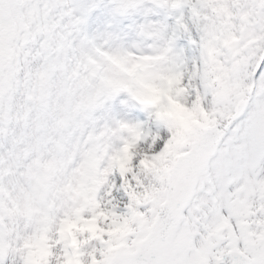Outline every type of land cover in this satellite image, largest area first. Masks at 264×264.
Here are the masks:
<instances>
[{"label": "snow or ice", "instance_id": "snow-or-ice-1", "mask_svg": "<svg viewBox=\"0 0 264 264\" xmlns=\"http://www.w3.org/2000/svg\"><path fill=\"white\" fill-rule=\"evenodd\" d=\"M0 264H264V0H0Z\"/></svg>", "mask_w": 264, "mask_h": 264}]
</instances>
